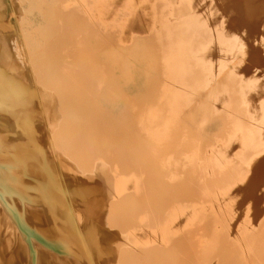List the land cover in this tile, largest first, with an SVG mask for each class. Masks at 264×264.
Segmentation results:
<instances>
[{"label":"bare ground","instance_id":"1","mask_svg":"<svg viewBox=\"0 0 264 264\" xmlns=\"http://www.w3.org/2000/svg\"><path fill=\"white\" fill-rule=\"evenodd\" d=\"M0 264H264V0H0Z\"/></svg>","mask_w":264,"mask_h":264}]
</instances>
